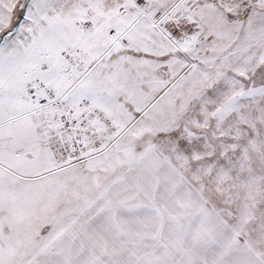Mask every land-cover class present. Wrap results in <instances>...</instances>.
I'll return each instance as SVG.
<instances>
[{"label":"snow or ice","instance_id":"1","mask_svg":"<svg viewBox=\"0 0 264 264\" xmlns=\"http://www.w3.org/2000/svg\"><path fill=\"white\" fill-rule=\"evenodd\" d=\"M0 264H264V0H0Z\"/></svg>","mask_w":264,"mask_h":264}]
</instances>
